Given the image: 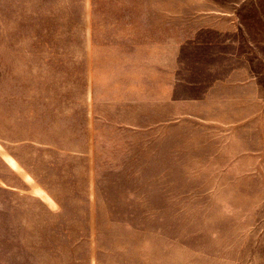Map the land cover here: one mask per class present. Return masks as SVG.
Wrapping results in <instances>:
<instances>
[{"label":"rangeland","instance_id":"obj_1","mask_svg":"<svg viewBox=\"0 0 264 264\" xmlns=\"http://www.w3.org/2000/svg\"><path fill=\"white\" fill-rule=\"evenodd\" d=\"M0 146V264H264V0H0Z\"/></svg>","mask_w":264,"mask_h":264},{"label":"bare ground","instance_id":"obj_2","mask_svg":"<svg viewBox=\"0 0 264 264\" xmlns=\"http://www.w3.org/2000/svg\"><path fill=\"white\" fill-rule=\"evenodd\" d=\"M0 149H1V146H0ZM7 160L9 162V164H11V166H13L14 168H19L18 163L16 162V160L13 157L8 156ZM28 179H30L32 181V179L30 177ZM38 194H40L41 196H44L43 191H38ZM44 197L47 199V201L52 202V200L48 199L49 198L48 196H44Z\"/></svg>","mask_w":264,"mask_h":264},{"label":"crops","instance_id":"obj_3","mask_svg":"<svg viewBox=\"0 0 264 264\" xmlns=\"http://www.w3.org/2000/svg\"><path fill=\"white\" fill-rule=\"evenodd\" d=\"M9 156V155H8ZM5 159L7 160V157H5ZM15 159V158H14ZM16 160V159H15ZM7 162H8V160H7ZM17 162V161H16ZM9 163V162H8ZM18 163V162H17ZM19 165V164H18ZM10 166H11V164H10ZM12 168H14L13 166H11ZM20 167V166H19ZM14 169H18V168H14ZM29 178V176H27V179ZM31 178V177H30ZM32 179V178H31ZM28 180H30V179H28ZM31 181V180H30ZM38 195H40V194H38ZM41 196V195H40ZM42 197H44V196H42ZM45 198V197H44ZM46 199V198H45ZM49 200H52L50 197L48 198ZM47 200V199H46ZM53 202V201H52Z\"/></svg>","mask_w":264,"mask_h":264}]
</instances>
